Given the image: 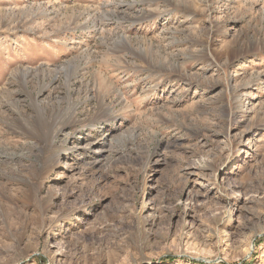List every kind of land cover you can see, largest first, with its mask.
Instances as JSON below:
<instances>
[{"label":"rangeland","instance_id":"rangeland-1","mask_svg":"<svg viewBox=\"0 0 264 264\" xmlns=\"http://www.w3.org/2000/svg\"><path fill=\"white\" fill-rule=\"evenodd\" d=\"M0 264H264V0H0Z\"/></svg>","mask_w":264,"mask_h":264}]
</instances>
